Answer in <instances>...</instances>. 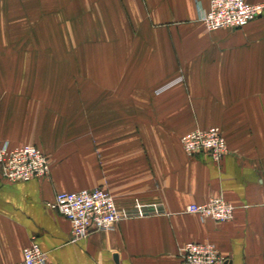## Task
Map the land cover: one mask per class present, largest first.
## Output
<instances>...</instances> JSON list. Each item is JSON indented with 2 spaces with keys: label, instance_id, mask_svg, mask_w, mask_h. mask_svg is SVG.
Returning a JSON list of instances; mask_svg holds the SVG:
<instances>
[{
  "label": "crops",
  "instance_id": "0c3cea01",
  "mask_svg": "<svg viewBox=\"0 0 264 264\" xmlns=\"http://www.w3.org/2000/svg\"><path fill=\"white\" fill-rule=\"evenodd\" d=\"M208 7L0 0V140L50 163L47 178L0 177V264H21L32 241L53 264H180L188 243L212 244L227 264H264V12L208 32ZM211 127L227 143L220 163L188 157L180 137ZM98 187L149 214L71 241L47 204ZM214 197L234 206L231 221L186 212Z\"/></svg>",
  "mask_w": 264,
  "mask_h": 264
},
{
  "label": "built area",
  "instance_id": "2783aa9c",
  "mask_svg": "<svg viewBox=\"0 0 264 264\" xmlns=\"http://www.w3.org/2000/svg\"><path fill=\"white\" fill-rule=\"evenodd\" d=\"M264 12V4H250L245 0H209L208 10L199 18L209 31L241 28ZM188 157L206 154L214 163H220L228 152L223 135L215 128L195 129L179 139ZM50 163L36 146L11 147L0 140V177L7 183L28 182L47 178ZM47 207L58 211L69 223L71 241H78L97 231L112 229L118 222L149 214L141 205L120 209L109 192L102 188L77 192H59ZM234 206L222 197H214L201 204H189L188 214L216 222L233 219ZM180 264H227L228 259L212 244L188 243L180 249ZM21 264H53L39 245L32 241L24 249Z\"/></svg>",
  "mask_w": 264,
  "mask_h": 264
},
{
  "label": "rangeland",
  "instance_id": "374dc122",
  "mask_svg": "<svg viewBox=\"0 0 264 264\" xmlns=\"http://www.w3.org/2000/svg\"><path fill=\"white\" fill-rule=\"evenodd\" d=\"M11 19H12V22L10 23V26L12 27V28H15V27H18V24H17V19H18V17H17V15H14V16H12L11 15ZM199 21H200V23L202 24V26H203V28L206 30V31H208V32H213V31H209V30H207L206 29V27H205V25L203 24V22L200 20V18H199ZM248 25V24H247ZM246 25V26H247ZM245 27V26H244ZM241 28H243V27H241ZM226 29V28H225ZM227 29H231V28H227ZM232 29H236V28H232ZM237 29H240V28H237ZM219 30H222V29H219ZM215 31H217V30H215ZM211 128H215V127H211ZM215 129H217V128H215ZM218 131H219V129H217ZM220 132V131H219ZM221 133V132H220ZM222 134V133H221ZM223 135V134H222ZM224 137V136H223ZM226 141V140H225ZM34 146V145H33ZM38 148V147H37ZM47 157V156H46ZM48 158V157H47ZM49 160V159H48ZM22 263V262H21Z\"/></svg>",
  "mask_w": 264,
  "mask_h": 264
}]
</instances>
